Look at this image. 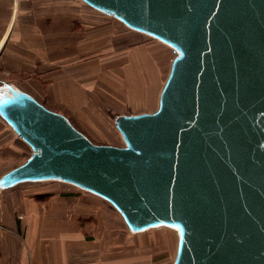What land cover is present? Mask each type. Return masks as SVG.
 Here are the masks:
<instances>
[{"label":"water","instance_id":"1","mask_svg":"<svg viewBox=\"0 0 264 264\" xmlns=\"http://www.w3.org/2000/svg\"><path fill=\"white\" fill-rule=\"evenodd\" d=\"M170 49L151 113L93 144L8 84L0 117L31 151L0 188L58 181L106 201L133 234H177L172 264H264V0H81Z\"/></svg>","mask_w":264,"mask_h":264},{"label":"crops","instance_id":"2","mask_svg":"<svg viewBox=\"0 0 264 264\" xmlns=\"http://www.w3.org/2000/svg\"><path fill=\"white\" fill-rule=\"evenodd\" d=\"M164 59L81 0H0V87L65 116L91 142L117 138L112 114L147 110ZM30 154L0 117V178ZM167 254L164 231L133 234L106 201L72 185L0 188V264H168Z\"/></svg>","mask_w":264,"mask_h":264},{"label":"rangeland","instance_id":"3","mask_svg":"<svg viewBox=\"0 0 264 264\" xmlns=\"http://www.w3.org/2000/svg\"><path fill=\"white\" fill-rule=\"evenodd\" d=\"M149 40V42L151 41V42H154L153 40H151V39H148ZM155 43V42H154ZM156 44V43H155ZM157 46H159V47H161V48H163L161 45H159V44H156ZM163 50H164V62H163V68H164V72H163V78H164V76H165V74L167 73V70H168V67H169V63H170V58L172 59L173 58V56H174V54H173V52L172 51H170V50H167V49H164L163 48ZM167 77V76H166ZM163 80V79H162ZM158 89H159V87L157 88V90H156V92L153 94V96L154 97H156V95H157V92H158ZM154 110L152 109V110H134V111H129V112H124V113H122V114H112L111 115V123H113V118L116 116V115H130V114H139V113H151V112H153ZM113 129H114V127H113ZM117 131H115V133H116ZM116 139L115 140H112V141H109V143H107V142H92L93 144H96V145H112V146H115V147H122L123 146V144H122V141H121V139H120V137H119V135L116 133ZM166 257H167V263L168 264H170L171 263V260H172V256L171 255H166Z\"/></svg>","mask_w":264,"mask_h":264},{"label":"bare ground","instance_id":"4","mask_svg":"<svg viewBox=\"0 0 264 264\" xmlns=\"http://www.w3.org/2000/svg\"><path fill=\"white\" fill-rule=\"evenodd\" d=\"M156 44H159L158 42L154 41ZM161 45V44H159ZM164 49H167V50H170L168 49L167 47L161 45ZM171 51V50H170ZM171 60V58H170ZM169 67H170V63H169ZM169 67H168V70H167V73L165 74L163 80L161 81L160 85H159V89H158V92H157V95L156 97L154 98V100H151L149 102H147L145 104V107L147 110H155L157 108V104H158V98H159V93L161 91V88L163 86V83L166 79V76L168 74V71H169ZM153 230H160V231H164L166 234H167V243H168V246H169V250H170V253H171V256H172V260H171V263H173V260H174V257H175V252H176V245H177V234L175 231L171 230V229H168V228H165V227H159L157 229H153ZM150 231V230H149ZM152 231V230H151Z\"/></svg>","mask_w":264,"mask_h":264}]
</instances>
